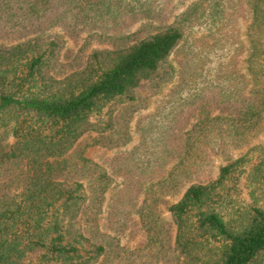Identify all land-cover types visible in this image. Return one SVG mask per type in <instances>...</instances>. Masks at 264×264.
Returning a JSON list of instances; mask_svg holds the SVG:
<instances>
[{
	"label": "trees",
	"instance_id": "16d2710c",
	"mask_svg": "<svg viewBox=\"0 0 264 264\" xmlns=\"http://www.w3.org/2000/svg\"><path fill=\"white\" fill-rule=\"evenodd\" d=\"M172 2L3 0V35L17 42L0 47V264H100L107 250L99 242L98 204L112 179L84 155L89 147L119 143L92 117L114 102L135 101L149 81L156 86L162 66L187 40L186 28L220 19L223 24L227 0H201L158 32L128 46L93 51L82 69L62 76L56 70L64 42L48 30L118 41L108 32L139 20H164ZM250 3L248 72L264 96V0ZM242 90L231 94L238 139L241 131L262 126L264 116V97L262 103L241 99ZM213 121L220 129L225 119ZM206 127L197 126L203 132ZM90 132L97 135L85 137ZM246 161L244 156L221 167L216 181L192 185L169 208L183 264H264V208L238 206L232 197L246 173L260 185L262 166L241 171ZM142 220L157 243L164 234L155 213Z\"/></svg>",
	"mask_w": 264,
	"mask_h": 264
},
{
	"label": "rangeland",
	"instance_id": "374dc122",
	"mask_svg": "<svg viewBox=\"0 0 264 264\" xmlns=\"http://www.w3.org/2000/svg\"><path fill=\"white\" fill-rule=\"evenodd\" d=\"M200 1L173 0L164 20L115 27L108 36L118 41L49 29L50 35H59L64 42L56 73L62 76L82 69L93 51L110 50L114 43L128 46L154 34ZM250 1L227 0L223 24L221 19L210 25L193 22L186 28L187 40L162 66L156 86L149 81L137 90L135 101L114 102L92 117L106 137L119 143L89 147L84 155L112 179L98 204L99 242L107 250L100 264H183L184 257L175 249L177 227L169 208L189 187L216 181L221 167L241 157L247 158L241 171L262 166L260 185L249 182L246 173L232 197L238 206L264 208V116L257 130L240 132L242 139L234 136L231 121L235 114L231 94L237 89H243L241 99L261 102L264 97L248 72ZM2 14L0 0V47L11 46L17 37L3 35ZM141 30L139 37L125 39ZM220 115L225 121L217 129L213 120ZM202 122L207 126L204 132L197 128ZM90 135L97 134L85 137ZM85 186L91 198L89 180ZM149 212L155 213L164 234L157 243L151 242L143 225L142 216Z\"/></svg>",
	"mask_w": 264,
	"mask_h": 264
}]
</instances>
